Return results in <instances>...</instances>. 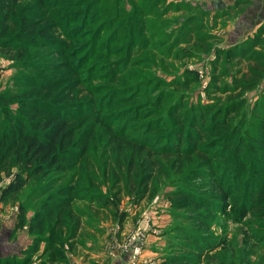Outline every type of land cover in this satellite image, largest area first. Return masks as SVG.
Returning <instances> with one entry per match:
<instances>
[{"label": "rangeland", "instance_id": "1", "mask_svg": "<svg viewBox=\"0 0 264 264\" xmlns=\"http://www.w3.org/2000/svg\"><path fill=\"white\" fill-rule=\"evenodd\" d=\"M225 3L17 0L16 21L0 33V41L8 44L5 50L0 48V94L8 98L12 113L18 112V99L25 90L45 82H55L54 100H62L59 111L71 110L79 100L85 105L106 99L112 87L123 85L126 95L131 92L121 102L106 101L99 113H118V117L75 120L81 123L77 134L85 131V154L71 169L30 178L1 200L0 227L16 229L19 205L27 219L49 194L69 185L75 190L71 206L79 227L71 241L63 235L66 257L69 252L82 255L83 239L98 233L101 240L108 239L107 250L128 253L130 264H161L169 254L180 252L190 256L193 264H264V213L242 214L240 207L245 183L261 178L246 169L249 174L232 183L224 206L213 207L202 225L189 218L183 201L169 193L182 188L213 193L210 179L197 173L208 168L207 156L199 152L165 155L138 139L146 130L147 118L167 120L168 106L176 101L189 115L204 104L223 107L236 101L240 107L232 124L239 126L245 141L256 133V125L264 119V40L260 38L264 23L247 34L250 41L239 51L241 43L230 46L224 31L243 6L234 9ZM21 15L37 18L44 36L16 35ZM55 104L51 102V107ZM243 149L250 154L247 146ZM148 169L151 176L144 184L141 177ZM9 179L1 176L0 189ZM148 234L153 253L142 255ZM190 235L203 237L213 243L212 248H200L202 254L180 251L187 247ZM31 243L33 238L27 246ZM134 244L139 253L131 256ZM42 245L39 242L38 251L30 255V264L46 258L44 252L39 254Z\"/></svg>", "mask_w": 264, "mask_h": 264}, {"label": "trees", "instance_id": "2", "mask_svg": "<svg viewBox=\"0 0 264 264\" xmlns=\"http://www.w3.org/2000/svg\"><path fill=\"white\" fill-rule=\"evenodd\" d=\"M16 4L17 0H0L1 34L6 32L10 21H16L14 16ZM75 30L76 28L73 29ZM44 32L45 29L37 18L32 19L26 15L19 17L16 35L31 38L38 33L39 36L36 35L42 38ZM244 42L238 47L239 51L246 45ZM256 43L253 41L252 46L254 47ZM7 45L6 41H0L1 49L5 50ZM243 51L241 50V53ZM19 53L15 54L19 56ZM12 55L13 52L10 56ZM192 77L195 79L196 74ZM54 85L53 81L45 82L25 90L18 99L16 113H12L7 106L8 98L0 94V179L2 175L10 177L0 189V201L7 195L16 193L30 178L50 170L62 173L71 169L76 159L86 152L83 137L85 131L77 134L81 123H76L75 120L80 121L84 117L94 116L96 121L99 119L110 121L113 116L119 114L111 112L100 115L104 103L126 100L131 92H127L126 95L123 85L112 87L106 91L108 95L106 99L104 96L98 99L99 102L91 100L85 105L82 103L83 100H79L71 110L59 111L62 100H54L58 94L57 88H52ZM48 99L50 100L47 101ZM51 102L56 103L55 107H51ZM239 107L236 101L223 107H214L208 103L201 105L199 111L189 115L184 105L176 101L168 106L167 120L149 116L144 126L146 130L142 135L138 134L141 144H146L151 150L155 148L161 154L180 157L183 154L199 152L207 156L204 159L208 168L197 173L210 179L207 183L215 188L213 193L204 194L190 188L169 193L170 196L183 201L182 206L189 210L186 214L189 218L201 222L202 225L213 207L224 206L232 183L235 185L243 176L248 175V169L262 180L245 183V200L240 205L241 212L259 215L264 213V119L256 125V133L248 136L245 141V134H240L239 126L232 124V116ZM126 125V123L121 125V129L124 130ZM243 146L248 147L249 155ZM251 157L255 162H252ZM249 160L252 166H248ZM231 172L232 177L229 175ZM150 176L151 169L145 170L141 182L146 184ZM74 192L73 186H60L53 194H49V198L27 219L26 211L19 205L15 226L22 227L25 224L27 231L33 235V243L20 255L0 257V264H29L30 255L40 248L39 242L43 243L39 254L44 252L46 258L40 259L37 264H67L64 241H71L79 227V217L74 214L71 206ZM189 240L190 242L186 243L187 247L180 251L202 254L200 248H212L210 246L213 243H206L203 237L190 235ZM161 264H193V261L190 256L180 252L169 254Z\"/></svg>", "mask_w": 264, "mask_h": 264}, {"label": "crops", "instance_id": "3", "mask_svg": "<svg viewBox=\"0 0 264 264\" xmlns=\"http://www.w3.org/2000/svg\"><path fill=\"white\" fill-rule=\"evenodd\" d=\"M205 1L207 4L214 2L216 5L226 2V0ZM227 2L232 6L234 5V9H237L238 6H243V8L237 13L235 20L224 31L225 41L230 46H233L248 39L250 40L247 34L264 23V0H227ZM262 35H260V38L264 40ZM149 230L153 232L151 228ZM31 238H33V235L27 231L25 224L14 230L8 226L0 227V257L22 254ZM147 238L146 245H143L142 255H149L152 252L151 250H153L149 234ZM107 241L108 239L101 240L98 233L90 239H86L85 241L83 239L86 247L84 253L77 256L74 252H69L67 255V264H130L128 253L119 254L117 248L114 251L107 250Z\"/></svg>", "mask_w": 264, "mask_h": 264}, {"label": "built area", "instance_id": "4", "mask_svg": "<svg viewBox=\"0 0 264 264\" xmlns=\"http://www.w3.org/2000/svg\"><path fill=\"white\" fill-rule=\"evenodd\" d=\"M201 73V72H200ZM201 77V74L198 75V77ZM139 253V246L137 244H134L131 248V256H134L135 254ZM150 264H155L153 261L149 262Z\"/></svg>", "mask_w": 264, "mask_h": 264}]
</instances>
